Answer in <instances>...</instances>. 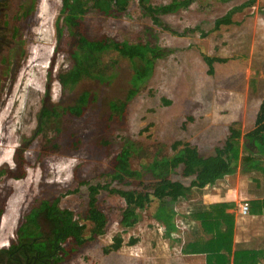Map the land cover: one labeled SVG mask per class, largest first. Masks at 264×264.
Segmentation results:
<instances>
[{
	"label": "rangeland",
	"instance_id": "rangeland-1",
	"mask_svg": "<svg viewBox=\"0 0 264 264\" xmlns=\"http://www.w3.org/2000/svg\"><path fill=\"white\" fill-rule=\"evenodd\" d=\"M45 1L36 0L23 39L18 42V37L13 39L7 33H4L3 40L0 38V46L7 48L13 44L17 54L19 45L26 49L27 57L19 65L18 58L15 61L19 76L35 77L39 74L47 83L37 117L24 134L16 138L9 131L12 125L17 127L15 133L20 128L14 117L20 104H17L18 97L14 104H10V98L19 76L15 83L12 73L7 70L1 77L0 117L3 114L4 118L0 119V165L12 166L14 153L22 145L27 149L30 165L25 178H10L0 183V199L6 205L0 225V243L16 235L24 213L39 200L77 188L81 178L102 180V173L112 168L114 156L126 145L134 151L132 168L143 171L154 159L172 155V145L176 141H189L198 147L201 156H208L214 153L218 144L229 138L233 130L240 129L242 133L237 138L241 146L244 145L246 133L255 126L264 98V78L255 74L256 69L264 72V0H195L188 8L162 15L163 20L178 31L186 26L202 25L211 31L208 37H202L200 33L182 37L162 28L150 13L141 8L138 0L131 1L127 14L122 17L87 13L72 36L65 26L67 14L62 5L53 24V39L43 58L46 42L38 36L41 19L38 4ZM171 1L151 0L154 5ZM224 18L226 22L223 24L220 19ZM33 20L35 31L31 27ZM63 26L64 49L57 51L61 43L59 29ZM101 30L119 42L138 43L152 39L155 44L170 47L175 52L155 59L151 74L135 81L140 60L132 61L114 48L104 54L105 64L115 62L107 73L111 80H102L103 84L97 77H86L72 89L65 88L58 75L73 66L71 46L79 39L78 32L93 35ZM250 46H253L251 54ZM202 52L229 57L226 63L207 65ZM250 67L253 69L248 73ZM50 68H53L55 79L49 84ZM31 87L24 85L23 90L29 92ZM85 90H95L100 94V100L81 117L65 113L63 108L75 104ZM132 91L136 93L130 95ZM115 98L129 102L123 118L111 116L109 103ZM6 105L10 111L4 115ZM46 108L56 109L58 114L53 116L44 132L40 123ZM78 138L81 145L75 148L73 141ZM238 172L236 169L235 173ZM150 178L151 174H146L145 179ZM180 179L189 181L183 176ZM228 185L236 187V179ZM125 205L119 195L103 193L100 207L109 217L107 237L88 243L61 264H203L199 259L181 253L187 228L182 215L190 206L187 200L182 205H171L177 212L175 222L179 226L171 235H165L167 226L155 217L158 203L152 202L139 210L140 220L130 233L141 239L136 251L105 253L103 246L122 229ZM62 206L84 216L88 208L87 188L82 187L79 193L65 196ZM159 238L164 241L158 249L159 244H153Z\"/></svg>",
	"mask_w": 264,
	"mask_h": 264
},
{
	"label": "trees",
	"instance_id": "trees-1",
	"mask_svg": "<svg viewBox=\"0 0 264 264\" xmlns=\"http://www.w3.org/2000/svg\"><path fill=\"white\" fill-rule=\"evenodd\" d=\"M131 1L66 0L64 3L67 14L65 26L73 36L77 32L76 26L82 24V16L90 12H99L108 17H122L127 14ZM138 1L141 8L150 13L156 23L174 34L182 37L198 33L202 37H207L210 34L199 24L186 26L178 31L170 27L162 18L163 14L190 7L195 0H172L165 5H154L151 0ZM222 21L225 22V18ZM59 30L61 43L57 51L64 49L62 43L64 26ZM78 34L79 39L75 40L71 46L73 66L67 72L58 75L63 86L69 89L86 77H97L103 84H105L103 81L111 80V76L107 73L110 71L109 66L113 67L115 62L112 60L105 64L104 54L108 50L118 48L123 56L132 61L140 60L141 64L136 66L135 81L143 80L151 74L155 59L175 52L170 47L155 44V40L152 39L145 42L124 43L102 30L93 35L79 32ZM203 56L208 65L227 59L211 56L205 52ZM54 79L53 68H50L49 84ZM134 93L136 91H132L130 95ZM99 100L98 92L85 90L78 96L75 104L64 107L63 111L81 117L92 104ZM165 101L171 103V100L165 99ZM128 104V101L120 98L112 99L109 103L111 116L125 117ZM57 114L56 109L46 108L43 111L40 123L42 131L47 129L46 126ZM238 135H241V131L233 130L224 143L216 146L215 154L210 156H201L198 147L189 141H176L172 145V155L154 159L144 168V171L132 168L134 151L126 145L114 156L112 168L102 173V180L81 178L77 188L69 189L60 196L54 195L39 200L24 213L25 221L19 226L18 232H23V235L32 241L35 249L40 250L43 256L49 254L53 256L54 264H60L88 243L107 237L109 217L100 207V196L103 193L119 195L126 202L122 212V229L112 235L110 241L103 246V250L107 254L129 249L135 252L141 239L130 233L133 226L140 220L139 210L152 202H157L155 217L158 222L167 226L165 235L169 236L179 227L175 222L177 212L171 208V205L187 200L190 206L182 215L187 225L181 247L182 254H203L206 256V264H264V235L251 241L236 242V213L228 212L232 204L224 202L206 204L197 198L205 193L209 185L215 184L228 167L237 166L241 160L245 166L243 172L249 179V192L256 195L255 199L243 204L249 206L251 214L264 216V100L257 116L256 126L247 132L249 140L244 144L243 150L241 141L236 138ZM73 145L79 148L81 140L79 138L74 140ZM26 150L22 145L14 153V159L18 163L17 173L11 175L10 170L6 168L0 170V176L25 178L27 167L30 165ZM146 174H151L152 178L145 179ZM180 176L188 178L189 181H183ZM82 187L88 190V208L84 216L71 208L62 206L65 196L79 193ZM41 219H44L50 227V232L46 236L41 230ZM162 240L159 238L153 245L159 244V249Z\"/></svg>",
	"mask_w": 264,
	"mask_h": 264
},
{
	"label": "flooded vegetation",
	"instance_id": "flooded-vegetation-1",
	"mask_svg": "<svg viewBox=\"0 0 264 264\" xmlns=\"http://www.w3.org/2000/svg\"><path fill=\"white\" fill-rule=\"evenodd\" d=\"M34 5H36V0H0V38L2 40L5 38L4 33L13 36V39L18 37V42L23 39L25 30H27V23L32 20L31 16L34 13ZM19 46V54L15 52L13 44L7 48L0 46V83L2 81L1 77L5 75L6 70L9 73H12L13 82L17 79V76L20 75L18 65L27 57V53L25 52V48L23 49L21 45ZM17 58L18 65L15 64ZM46 87L47 83L45 82L43 93L46 92ZM44 95L42 101L44 99ZM19 99L20 95H18V101ZM13 163L14 164L12 166L7 164L0 165V170L8 168L11 175L17 173L18 163L15 159L13 160ZM10 178L16 179L14 176H0V183ZM5 209L6 205L4 204V201L0 199V225ZM23 221H25L24 217L21 219V224ZM41 230L44 236L50 232V227L44 219H41ZM21 234L22 237L18 235L17 231L16 235L9 241L0 243V264H54L53 256L49 254H47V256H43L40 250L35 249L32 241L28 237L24 236L23 232H21ZM41 240L44 239L41 238Z\"/></svg>",
	"mask_w": 264,
	"mask_h": 264
},
{
	"label": "crops",
	"instance_id": "crops-1",
	"mask_svg": "<svg viewBox=\"0 0 264 264\" xmlns=\"http://www.w3.org/2000/svg\"><path fill=\"white\" fill-rule=\"evenodd\" d=\"M225 20H226V18H225ZM220 22H224V21H222L220 19ZM208 31L211 34V31L210 30H208ZM252 47L253 46H250V49H249L250 54L252 53ZM203 53L204 52H202V55H203ZM208 54L211 56H218V57H223V58L229 57V56L226 57V56H221V55H217V54H210V53H208ZM203 58H204V56H203ZM204 60H205V58H204ZM227 60L228 59H226L225 61H221V62L226 63ZM205 62H206V60H205ZM207 65H208V63H207ZM252 69L253 68L250 67L248 69V73ZM255 74L257 76H260L261 78H264V72L261 69L260 70L256 69ZM251 76L248 77L250 81H251V79H253V78H251ZM262 87H264V85ZM263 100H264V98L262 99L261 104H262ZM261 104H260L259 110L261 108ZM259 110H258L257 115H256V121H257V116H258ZM256 121H255V126H256ZM235 130H240V129H235ZM236 138H237V136H236ZM237 139H239V138H237ZM245 140L246 141L249 140V138L247 137V133L245 136ZM244 144H246V142ZM218 145H220V144H218ZM243 146L244 145H242V150H243ZM215 150H216V147L214 149V153L210 154V155H214ZM210 155H208V156H210ZM236 169L239 171L238 174L235 173ZM244 169H245V166L243 165L241 160H239V163L237 166L228 167L227 170L223 173V175L221 177H219V179L217 180V182L215 184L209 185L206 188L205 193L202 194L201 196L197 197L198 199H201L206 204H213V203H220V202L232 204L229 207L228 212H235L236 213V229H235V241L236 242L251 241L253 239L260 238L261 236L264 235V216L263 215H254V214H251L250 212L248 214H243L238 210L239 207L244 202L256 198L255 194H252L249 192V179H248L247 175L243 172ZM225 176H226V178H225ZM229 177H230V181H233V180L235 181V179H236V181H237L236 187H232V186L228 185V183L230 182L228 180ZM183 203H184V201H181V202L175 203V204L182 205ZM184 238H185V236H184ZM183 242H184V240H183ZM186 256H191V258L192 257L197 258V260L199 259V262H203V264H206V256L203 254H188Z\"/></svg>",
	"mask_w": 264,
	"mask_h": 264
},
{
	"label": "bare ground",
	"instance_id": "bare-ground-1",
	"mask_svg": "<svg viewBox=\"0 0 264 264\" xmlns=\"http://www.w3.org/2000/svg\"><path fill=\"white\" fill-rule=\"evenodd\" d=\"M39 6V13H40V25L38 27V36L40 38H44L46 42V47L43 53V58L45 56V53L47 51L48 45L53 39L54 36V27L53 24L56 19L57 12L59 9L62 8V0H46L45 2H40L38 4ZM42 58V59H43ZM43 62V60H42ZM41 68V67H40ZM40 71V69H39ZM26 86H33L31 87L29 92L23 90V84ZM28 82V83H27ZM45 86V80L43 77H41L39 74L35 77H22L19 76V79L13 89L11 99L10 98V104H14L15 98L20 95V100L17 102L19 105L18 112L14 113L15 121L18 122L20 125V128L18 130V133H15L16 127L13 125L11 126V129L9 133H12L13 136L21 137L27 128L30 127L32 122L34 121L38 111L41 109V102H42V95H43V88ZM10 108L7 107L4 112V115L9 113ZM30 110V111H29ZM3 114L1 115L0 119L2 120ZM4 118V117H3ZM10 127V126H8ZM21 135V136H20Z\"/></svg>",
	"mask_w": 264,
	"mask_h": 264
},
{
	"label": "built area",
	"instance_id": "built-area-1",
	"mask_svg": "<svg viewBox=\"0 0 264 264\" xmlns=\"http://www.w3.org/2000/svg\"><path fill=\"white\" fill-rule=\"evenodd\" d=\"M62 5H64L62 3ZM34 24H35V20L32 21L31 27L33 29V31H35L34 29ZM7 137H10L9 135ZM241 213L243 214H248L249 213V206L247 204H242L239 209H238Z\"/></svg>",
	"mask_w": 264,
	"mask_h": 264
},
{
	"label": "water",
	"instance_id": "water-1",
	"mask_svg": "<svg viewBox=\"0 0 264 264\" xmlns=\"http://www.w3.org/2000/svg\"><path fill=\"white\" fill-rule=\"evenodd\" d=\"M239 9H241V8H239ZM234 16H235V14L232 15V17H234ZM236 22H237V21H236Z\"/></svg>",
	"mask_w": 264,
	"mask_h": 264
}]
</instances>
